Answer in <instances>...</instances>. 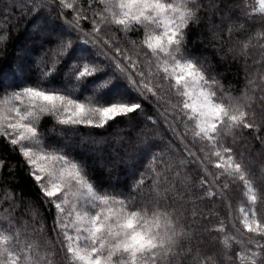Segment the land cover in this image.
Masks as SVG:
<instances>
[{"label": "snow or ice", "instance_id": "snow-or-ice-1", "mask_svg": "<svg viewBox=\"0 0 264 264\" xmlns=\"http://www.w3.org/2000/svg\"><path fill=\"white\" fill-rule=\"evenodd\" d=\"M57 2L60 9L75 10L73 18L67 21L68 30L91 37L89 43L100 46L106 56L111 52L108 59L120 75H108L105 66L100 64H85L83 70L75 73L74 80L78 83L73 87L92 85L87 102L68 92L46 88L39 81L14 90L10 95L7 88H0V95H3L0 99V137L7 139L14 150L18 146L30 175L42 195L48 198L46 203L54 206L53 232H57L56 243L60 246L58 253L50 241L34 235L43 231L42 223L40 229L33 227L32 233H28L26 225L20 226L19 221L9 218L0 221V264H56L53 257L60 253L67 264H173L179 255L177 249L182 247L181 241L189 235L182 224V214L171 211L172 206L165 199L144 203L123 192L101 191L91 180L86 165L71 157L64 148L48 144L47 136L39 127L44 117H51L58 126L103 128L118 117L143 111L149 94L159 103L163 82L182 98L172 105L177 111L172 116L175 123H170L169 127L176 132L184 151L201 164H211L221 170L213 173L204 168L205 176L201 177L199 185L205 188L204 195L209 199H226L229 181L236 183L238 180L244 184L250 205L264 202V190L254 191L246 161L242 154L237 158L233 151L234 137L239 130L257 127L251 118L250 97L226 95L210 67L186 51V30L197 20L200 8L197 0H98L103 5L100 12L92 9L96 0H89L91 17L75 7V0H47L43 8L56 7ZM258 3V11L264 13V0ZM86 19L92 21L89 33L83 32L80 23ZM101 24L105 28L115 25L124 33L136 30L137 26L143 28V44L149 51H137L134 59L129 49L119 44L113 47L114 37L102 38ZM158 29L162 31L157 32ZM132 47L139 48L135 41ZM62 62L53 61L51 71L42 72L41 76H55ZM145 62L147 72L142 67ZM121 77L128 83L122 84ZM121 87L129 91L120 92ZM131 90L138 99L130 94ZM259 101L264 104V95ZM162 115L167 121L168 110ZM188 121L194 126L189 127ZM177 123L184 125L183 133L176 131ZM189 135L191 147L185 143ZM228 136L233 137L230 143L226 142ZM197 143L199 147L194 151ZM197 152L204 154L203 159ZM154 164H162L165 169L172 167L153 156L148 167L157 180L162 173L156 172ZM146 178L145 173H140L132 187L144 184ZM228 207L231 209V204ZM239 212L244 232L252 236L237 240L228 235L223 219L215 230L225 233L222 243L226 250L230 242L243 246L238 254L241 264H264V215L258 216L245 207H240ZM36 215L33 212L34 219ZM210 259L198 260L197 264H209Z\"/></svg>", "mask_w": 264, "mask_h": 264}, {"label": "trees", "instance_id": "trees-1", "mask_svg": "<svg viewBox=\"0 0 264 264\" xmlns=\"http://www.w3.org/2000/svg\"><path fill=\"white\" fill-rule=\"evenodd\" d=\"M26 1L27 5H21L14 1L0 0V37H6L0 39V88H7V94L24 86L35 85L39 81L46 88L68 92L87 102L92 85L73 87L78 83L74 80L75 73L83 70L85 64H100L105 66L108 75H120L119 70L108 59L111 52L106 56L100 46L89 43L91 37L86 38L83 34L68 30L67 21L75 15L74 9H60L58 2L56 7L43 8L47 0ZM197 3L200 5L197 20L186 30V51L197 60L204 63L206 61L210 65L212 75L220 81L226 95L250 97L248 102L252 104L251 118L255 120L257 127L239 130L234 137L233 151L237 158L241 154H246L251 159L257 157L254 164L248 166V170L253 180V189L259 193L261 186L257 183V174L264 172V104L256 96L264 95V36H261L264 34V13L258 11V0H197ZM88 5L89 0H75V7L84 10L89 17L93 15L92 9L96 12L103 9L98 0L92 5V9ZM80 23L84 33L91 32V19L81 20ZM100 26L103 29V39L114 37L113 47L119 44L129 49V54L134 59L137 51H149L143 44V28L137 26L136 30L124 33L115 25H108L106 28L103 24ZM57 28L59 29L56 30ZM105 32L107 35H104ZM133 41L139 48L132 47ZM104 51H107L106 47ZM26 54L35 59L41 57V63L31 57L26 61ZM53 61H63L56 69L55 76L42 77V72L51 71ZM142 67L146 72L149 71L146 62ZM160 76H163L162 72ZM121 82L128 83L123 77ZM163 83L159 103L149 94L150 99L144 102L143 111L118 117L103 128L58 126L51 117H44L40 130L47 136L48 144L64 148L71 157L86 165V170L98 189L123 192L130 198L133 195L138 202L146 203L154 198L151 191L156 186L154 173L148 167L151 158L156 156L157 160L171 164V169L162 166L164 169L161 170L157 164L154 167L156 172L162 173L159 180L156 178L161 184L157 193L165 190L169 196H173L167 204L172 206L171 211L182 214V224L189 233L181 241L182 247L177 249L179 255L174 258L173 264H197L198 260L204 258H211L209 264H241L238 254L242 252L243 246L230 242V248L226 250L222 243L225 233L215 229L219 220L223 219L228 235L235 236L237 240L247 239L253 234L244 232L239 221V209L250 208L261 216L264 215V203L258 201L257 204L250 205L244 184L238 180L236 183L229 181L226 199H209L204 195L205 188L199 186L201 177L205 176L204 168L207 167L213 173L221 170L215 169L211 164H201L184 151L181 140L169 127L170 123H175L172 116L177 111L172 105L178 104L182 98L174 90L168 89L167 82ZM129 89L121 87L120 90L125 92ZM130 94L139 98L134 90ZM0 99H3V95H0ZM166 109L167 121L162 115ZM127 122L131 124L127 125ZM187 123L189 127L194 126L192 121ZM116 130H121L120 135L115 136ZM176 131L183 133L184 125L177 123ZM60 140L72 142L73 147L60 146ZM232 140V136L226 137V142L230 143ZM190 141L191 135L185 140L191 147ZM163 147L168 148L167 153H163ZM198 147L197 143L193 150ZM91 149H99L104 154L103 157L108 159V165L98 167L95 163L98 159L96 156L85 157V152ZM197 155L203 159V153L197 152ZM135 159L136 165L133 163ZM102 160L100 159L101 162ZM181 161H185V166L175 167ZM127 167L131 168V173L126 170ZM142 172L148 178L144 184L133 188L132 185ZM262 181L264 182V177ZM47 200L30 175V168L19 153L18 146L14 150L7 139L0 137V220L14 218L19 221L20 226H27L28 233H32L33 227L40 229L42 223L43 231L34 235L42 236L43 241H50L52 248L59 253L57 232H53L56 210L51 202L46 203ZM33 212L37 213L35 219ZM233 224L235 228L232 227ZM236 229H240V232ZM248 247L251 248L252 245ZM53 259L56 264H67L62 253Z\"/></svg>", "mask_w": 264, "mask_h": 264}, {"label": "rangeland", "instance_id": "rangeland-1", "mask_svg": "<svg viewBox=\"0 0 264 264\" xmlns=\"http://www.w3.org/2000/svg\"><path fill=\"white\" fill-rule=\"evenodd\" d=\"M6 1H8V2H10V1H14L15 3H18V4H21V5H27L28 4V2L26 1V0H6ZM40 27V26H39ZM59 28H57L56 30H58ZM159 31L161 30V29H158ZM61 31H63V29L61 30ZM31 33H32V31H31ZM46 35V34H45ZM48 35H51V34H49L48 33ZM47 36V35H46ZM261 36H264V34L263 35H261ZM263 48H264V44H263ZM30 55H25L24 56V58L26 59V61H28V60H30ZM31 59L32 60H34L35 59V57H31ZM38 63H41V61H42V59H41V57H39V58H36L35 59ZM205 64L207 65V66H209L210 67V65L205 61ZM25 67H27L26 66V64H25ZM120 92H121V90H120ZM258 99L260 98V96H256ZM129 124H131L130 122H127V125H129ZM120 131L121 130H116L115 131V136H118V135H120ZM125 132H126V130H125ZM73 137V136H72ZM121 137H123V136H121ZM120 137V138H121ZM168 140H169V138H168ZM167 140V141H168ZM60 142V146H68L69 148H72L73 146H72V142H69V143H66V142H63V141H59ZM159 142V140H157V143ZM156 146H154V148H155ZM163 153H167L168 152V148H166V147H163ZM171 150H173V149H171ZM247 151H248V149H247ZM85 157H93V156H96L98 159H97V161L95 162L96 163V165L98 166V167H103V166H106V165H108V159L106 158V157H103L104 156V154L103 153H101L100 151H99V149L98 150H94V149H91V150H89L88 152H85ZM148 156H149V154H147ZM243 156V159L246 161V163H247V165L248 166H251V164L253 165L254 164V162L257 160L256 158V160L255 159H251L250 157H248L246 154H243L242 155ZM258 158H259V156H258ZM262 158V157H261ZM100 159H103L102 160V162L100 161ZM137 161V159H135V161L133 162L135 165H136V162ZM185 162V161H184ZM159 167H160V169L161 170H163L164 168L162 167V164H157ZM181 166H185V163L184 164H181V163H176L175 164V167H178V168H181ZM126 170H129V172L131 173V168H129V167H127V169ZM257 176H259V177H257V183L261 186V190H264V182L262 181V179H263V177H264V172H259V174H257ZM154 182H155V184H156V186H154V187H152V192H153V195H154V198L152 199V200H157V199H165L166 200V203H167V201L170 199L171 200V197H173V196H169V193H168V191H166L165 192V190L164 191H162L160 194L159 193H157V191H158V189H159V186L161 185L160 183H158L157 181H156V174L154 173ZM161 187V186H160ZM172 189V188H171ZM131 198H134L135 199V197L132 195L131 196ZM149 202V201H148ZM147 203V202H146ZM264 203V202H263ZM0 221H4L3 219H1ZM220 242H221V240H220ZM227 259V258H226Z\"/></svg>", "mask_w": 264, "mask_h": 264}]
</instances>
